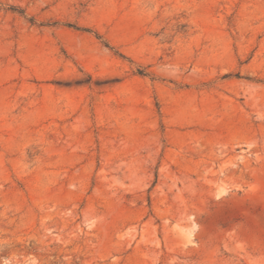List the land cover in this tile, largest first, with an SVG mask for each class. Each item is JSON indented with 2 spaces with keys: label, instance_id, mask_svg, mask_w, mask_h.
Here are the masks:
<instances>
[{
  "label": "rangeland",
  "instance_id": "obj_1",
  "mask_svg": "<svg viewBox=\"0 0 264 264\" xmlns=\"http://www.w3.org/2000/svg\"><path fill=\"white\" fill-rule=\"evenodd\" d=\"M0 264H264V0H0Z\"/></svg>",
  "mask_w": 264,
  "mask_h": 264
}]
</instances>
